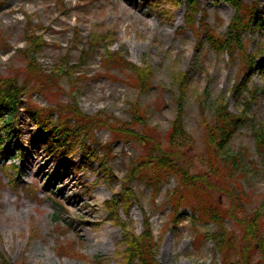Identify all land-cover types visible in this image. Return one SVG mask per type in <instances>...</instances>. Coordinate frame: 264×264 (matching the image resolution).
<instances>
[{
  "label": "rangeland",
  "instance_id": "374dc122",
  "mask_svg": "<svg viewBox=\"0 0 264 264\" xmlns=\"http://www.w3.org/2000/svg\"><path fill=\"white\" fill-rule=\"evenodd\" d=\"M152 1L148 7L142 0H0V81L28 89L17 116L24 158L0 154V264H122L124 233L138 237L146 223L158 264H264V157L253 136L254 126L264 127V22L242 33L241 51L219 52L207 41L209 33L225 39L237 13L249 20L254 8L264 18V0H240V10L236 0H197L191 23L186 0ZM29 33L44 42L41 75L26 68ZM93 37L105 49L71 77L51 73L60 61L78 65ZM102 53L137 67L144 79L111 70ZM222 106L248 122L212 169L206 131ZM26 109L70 127L101 122L89 126L90 141L100 158L107 156L108 177L92 170L99 166L94 161L53 178L55 194L47 195V178L59 166L32 145L35 122ZM180 109L191 140L182 149L181 174L137 170L167 149ZM136 117L146 125L133 126L138 140L112 129ZM81 151L69 158L74 166L83 163ZM184 173L199 180L185 184ZM123 189L132 192L129 207L116 195ZM110 200L117 201L115 213L105 207ZM214 234L225 236L222 248Z\"/></svg>",
  "mask_w": 264,
  "mask_h": 264
},
{
  "label": "trees",
  "instance_id": "16d2710c",
  "mask_svg": "<svg viewBox=\"0 0 264 264\" xmlns=\"http://www.w3.org/2000/svg\"><path fill=\"white\" fill-rule=\"evenodd\" d=\"M188 4V14L186 16V20L188 23L192 22V14L190 9H194V5H196L197 0H186ZM233 3L234 0H230ZM240 0H236L238 8L241 9ZM145 5L148 7L151 6L152 0H142ZM147 7V9H148ZM153 7V6H152ZM150 8L151 10L153 8ZM250 16L249 20L243 21L239 17L237 13L229 25L227 34L225 39H218L213 34L209 33L207 35V41L211 44L213 49L216 51L222 52H233L234 50H243V42H242V33L248 31L250 28L258 29L261 23L264 22V18H261L259 13L253 8L247 11ZM258 16V18H257ZM253 18H257L256 21L253 22ZM262 19V20H261ZM27 42L29 46L24 51V58L26 60V68L29 73L33 75H41L39 72L40 65L37 60L38 53L43 48V43L40 44L39 36L29 35L26 36ZM80 35L78 30L74 28V38L72 39L73 44H77L80 42ZM99 37H93L88 42L87 45L82 51L79 59V64L75 66H71L69 63H64L60 61L57 63V66L51 70V73L56 76H67L71 77L72 74L76 71L77 68H80L81 65L85 66L88 59L94 52H98L99 49H105V44H99ZM104 52V51H103ZM114 53H111L108 56H105L102 53L101 57L104 58L102 63L104 65L107 64L108 68L113 69H129L131 72H136L140 75L142 79L146 73H142L137 69V67L128 64L125 60L120 59L118 57H114ZM252 59V56H249ZM107 59V60H105ZM252 64H250V67ZM147 80V79H146ZM27 88L21 86L18 82L6 79L0 81V154L6 151H17L18 155H22L24 151H26V146L22 139V128L17 125V116L23 108V97L26 95ZM27 110L28 119H32L35 122V130L32 138V145L35 147H41L43 151L49 153L51 157L54 159L53 161L58 164L57 171L53 174H49L47 188L50 187V182L53 178L58 176H63L67 171H70L72 168L74 171H77L79 168L83 170H87L90 168V164L94 161H98L99 166L98 169L92 170L99 174V171H103V175L107 174L108 170L105 169V162L107 160V156L103 155L102 158L98 155L99 148L95 142L90 141V129L89 126L93 124L101 125V122H93L94 119L89 118L85 120L86 122L81 125V123H77V126L74 125L70 127L68 125H64L62 123H52L48 119L44 121L40 118L39 112L37 110L30 111ZM179 117L174 122L172 126V132L168 139V147L165 151H161L159 148V155L149 157L148 162H144L137 167V170H142L141 168L150 167L151 169H155L154 175H156V170L164 171V173H170L172 175H180L181 167H179V163L183 158L182 149H186L187 145L191 142L190 136L184 130V124L182 120V110L180 109ZM82 120V119H81ZM78 120V121H81ZM59 121H61L59 119ZM77 121V116L71 122ZM139 121L138 117L135 118L133 122L123 123L120 128L114 129L115 131L121 132L124 135L130 136L135 140L137 139V133L132 132L134 129L133 126H146L143 123H136ZM248 122V119L243 116H235L231 114L226 106H222L217 110L216 120L212 126H209L206 131V146L205 150L209 155L210 166L212 169H215V164L217 165V160L221 155L222 150L229 144L232 140L234 134ZM135 123V124H134ZM253 136L255 137V145L257 151L264 157V127L262 126H254L253 128ZM143 141V140H142ZM141 141V142H142ZM143 144V142H142ZM153 154L155 155L156 147H153ZM78 150H82L83 163L79 165H73L72 161L69 158H73V154ZM76 155V154H75ZM218 156V157H217ZM23 159V156H21ZM56 160V161H55ZM218 171V170H217ZM154 176H150L149 180L152 178L154 181ZM199 180L197 176H191L187 173H184L181 176V181L185 184L195 185ZM125 189V187H124ZM123 189V190H124ZM54 193V190L51 191ZM132 192L130 190H124L121 193L116 194L120 199H123L126 203V207H129V203L126 198L127 195ZM116 199V200H119ZM116 200H110L105 202V207L108 208L109 211L115 213V203ZM132 204V203H131ZM124 209L125 206L123 205ZM251 231L252 228H255L256 225L252 224L248 226ZM220 237L223 241H220ZM252 237V236H251ZM213 239H218L217 245L220 248L224 245L225 236L221 235L218 237L217 234L212 235ZM217 240V241H218ZM124 242L126 244V256L124 258V263L122 264H158L155 260L154 255V247L152 233L150 232L149 223H146L145 231L138 237L135 235L124 233ZM264 244V240L262 241Z\"/></svg>",
  "mask_w": 264,
  "mask_h": 264
}]
</instances>
